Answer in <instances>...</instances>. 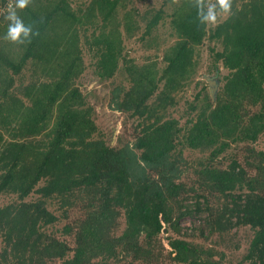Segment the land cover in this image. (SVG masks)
Returning <instances> with one entry per match:
<instances>
[{"label": "trees", "instance_id": "1", "mask_svg": "<svg viewBox=\"0 0 264 264\" xmlns=\"http://www.w3.org/2000/svg\"><path fill=\"white\" fill-rule=\"evenodd\" d=\"M169 1L170 12L162 7L135 19L124 9L128 0H31L16 10L29 29L17 41L6 39L7 10L0 15V194L17 196L0 206V264L113 258L167 264L166 257L175 264H228L223 250L173 235L164 255L160 234L164 228L180 234V219L207 204L201 194L184 203L189 187L178 180L185 148L209 150L214 161L233 143L255 142L264 133V0H233L232 15L215 25H206L209 0ZM213 5L223 14L216 0ZM166 17L173 43L161 56L163 67L125 53L124 33L131 36L143 20L141 38L153 46ZM206 39L216 69L222 63L229 72L216 99L197 94L182 125L168 108L194 79ZM85 47L101 80L120 70L127 78L128 86L113 89L110 105L136 118L133 142L110 145L98 133L95 109L78 85ZM250 152L254 160L246 163L254 175L237 158L225 169L206 163L198 173L206 190L228 200L210 213L206 237L249 226L254 234L237 264H264V150ZM32 193L38 197L26 200ZM54 199L65 217L78 202L83 206L84 215L61 230L74 235V245L48 229L60 218L48 208ZM123 214L125 227L117 234Z\"/></svg>", "mask_w": 264, "mask_h": 264}, {"label": "rangeland", "instance_id": "2", "mask_svg": "<svg viewBox=\"0 0 264 264\" xmlns=\"http://www.w3.org/2000/svg\"><path fill=\"white\" fill-rule=\"evenodd\" d=\"M90 1V0H87ZM214 0H209V6L213 5ZM164 8L170 12L171 2L169 0H128V5L125 10H131L136 15L135 19H142V15L147 10ZM121 9V14L125 11ZM137 9V10H136ZM136 10V11H133ZM225 18L224 14L217 13L218 21ZM145 22L141 20L140 27L132 31L131 36L124 33L125 36V53H128L131 57H134L138 63H145L150 60L157 59L159 61L160 67L164 66V61L162 60V54L166 47L173 43V38L170 37V26L169 18L166 17L165 21L159 26L157 36V43L153 46H147L143 41L142 35L145 30ZM124 30V26L121 28ZM212 44V43H211ZM210 42L206 39L203 44L198 47V52L196 54V74L194 79L190 81L182 90L177 93L176 104L168 108V115L171 114L178 119L183 125L186 123L187 118L191 114L190 103L193 102L197 94L201 91V98L205 94H212L209 80L207 76H210L211 79H217L218 87L216 90V95L221 92V88L224 84V77L229 72L222 63H218V69L215 67L214 56L210 49ZM219 47V46H218ZM84 58H85V70L78 79V85L87 97V100L94 107V117L99 128L98 133H102L104 139L110 145H120L126 141L133 142L135 139L136 133V124L137 120L135 117H132L128 112H121L114 109L110 104L111 95L113 89L116 85L125 84L129 85V82L125 75L120 70L113 78L108 80H101L95 71V57L84 48ZM213 99H216V97ZM9 135L6 134V138ZM38 139L41 138V135L37 136ZM255 148L256 150H264V133L259 136L255 142H239L233 143L225 152L220 154L214 161H209L210 151H202L200 149L185 148L184 149V158L182 169L183 173L179 178V182L185 183L189 187V192L184 194V203L186 206L188 204H194L196 202V195H206L208 200L207 204L203 206L201 211H197L195 206H192V214L186 215L180 219L181 232L178 234L174 230L165 229L160 234V238L165 245L164 255L171 250V247L168 244V237L171 235L176 237H183L192 241L194 243H200L205 246L214 247L216 250H223L226 253L225 262L228 264H237L242 260L243 256L247 253L249 242L254 234V231L249 226H241L239 228H232L228 232H225L224 235H219L217 232L210 237L208 235V224L207 220L210 217V213H218V211L228 203V200L225 196L220 195L218 192H213L209 188L206 190V187H203L201 184V175L198 173L200 167H203L207 164H212L218 168L225 169L228 168L231 160L234 158L239 159L240 163L247 169V172L250 175L256 173L255 169L248 167L246 160L253 161L251 157L250 149ZM202 163V164H201ZM205 164V165H204ZM202 165V166H201ZM42 184V182H40ZM195 189L194 191L192 190ZM38 197L37 193H32L26 200H34ZM17 200L16 195L9 193L0 194V206L10 204ZM200 201H203L204 198H201ZM48 208L55 212L59 220L55 225L49 226L48 229L54 233L60 239H65L69 241L71 245H74V235L63 234L61 232L63 226L67 223L74 224L77 219L81 218L84 215L83 206L78 202L75 206L70 208L68 216L63 215V209L60 207V203L54 199L49 201ZM208 207L210 209H208ZM125 227V216L124 214L119 218V227L116 230L117 234H120ZM205 232L203 236L201 231ZM4 241L0 235V254L3 250ZM164 260V259H163ZM167 264H175L174 261L169 258H165ZM110 259V261L100 262L98 264H129V259L127 260ZM61 264V260H57ZM138 264V263H136ZM147 264V263H141ZM248 264V263H244Z\"/></svg>", "mask_w": 264, "mask_h": 264}, {"label": "clouds", "instance_id": "3", "mask_svg": "<svg viewBox=\"0 0 264 264\" xmlns=\"http://www.w3.org/2000/svg\"><path fill=\"white\" fill-rule=\"evenodd\" d=\"M30 3L31 0H15L13 4L12 0H10L7 8L8 14L5 16V19L10 22L6 33V39L17 41L22 35H28L29 29L25 27L23 20L18 15L16 10H23ZM216 3L219 5V8L221 9L225 17L232 15L233 0H216ZM214 8L215 5H212L208 9V14L205 18L207 21L206 25H215L219 22L217 19V13L214 11Z\"/></svg>", "mask_w": 264, "mask_h": 264}, {"label": "water", "instance_id": "4", "mask_svg": "<svg viewBox=\"0 0 264 264\" xmlns=\"http://www.w3.org/2000/svg\"><path fill=\"white\" fill-rule=\"evenodd\" d=\"M207 79L209 80V83H210V87L212 90V96L215 98L216 97V90H217L219 81L217 79H211L210 76H207Z\"/></svg>", "mask_w": 264, "mask_h": 264}, {"label": "built area", "instance_id": "5", "mask_svg": "<svg viewBox=\"0 0 264 264\" xmlns=\"http://www.w3.org/2000/svg\"><path fill=\"white\" fill-rule=\"evenodd\" d=\"M14 1L15 0H12L13 4H14ZM9 2L10 0H8L2 7H0V15L7 10Z\"/></svg>", "mask_w": 264, "mask_h": 264}]
</instances>
